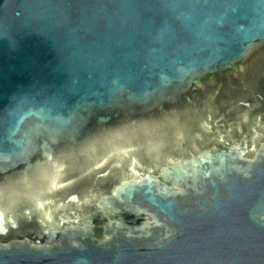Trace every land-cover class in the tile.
<instances>
[{"label":"water","instance_id":"obj_1","mask_svg":"<svg viewBox=\"0 0 264 264\" xmlns=\"http://www.w3.org/2000/svg\"><path fill=\"white\" fill-rule=\"evenodd\" d=\"M0 264H264V0H0Z\"/></svg>","mask_w":264,"mask_h":264}]
</instances>
